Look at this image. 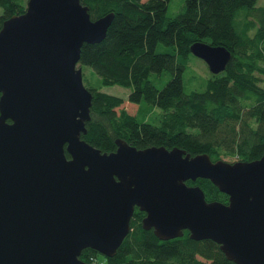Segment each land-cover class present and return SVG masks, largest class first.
<instances>
[{
    "label": "water",
    "instance_id": "water-1",
    "mask_svg": "<svg viewBox=\"0 0 264 264\" xmlns=\"http://www.w3.org/2000/svg\"><path fill=\"white\" fill-rule=\"evenodd\" d=\"M113 16L91 18L80 0H27L0 28V264H88L84 247L111 256L137 206L158 238H210L237 264H264V151L211 159L179 146L106 151L81 137L92 93L78 65ZM209 71L230 51L195 40ZM208 178L228 196L205 198L187 179Z\"/></svg>",
    "mask_w": 264,
    "mask_h": 264
},
{
    "label": "trees",
    "instance_id": "trees-1",
    "mask_svg": "<svg viewBox=\"0 0 264 264\" xmlns=\"http://www.w3.org/2000/svg\"><path fill=\"white\" fill-rule=\"evenodd\" d=\"M21 1L0 0V28L5 18L25 9ZM80 2L91 18L113 12L104 37L80 48L78 64L89 65L99 79L98 85L86 81L92 96L82 138L106 151L115 149V137H122L136 147L179 146L191 154L206 152L211 159L249 160L262 154L264 4L183 0L181 10L168 14V0ZM195 40L221 44L230 57L222 70L209 72L203 87L185 89L183 71ZM113 83L129 88L126 99L100 89ZM186 182L198 184L208 200L227 202V194L208 178ZM143 215L135 206L130 229L113 255L99 259L98 251L84 247L78 257L88 264H237L217 242L191 238L187 229L158 238L141 225Z\"/></svg>",
    "mask_w": 264,
    "mask_h": 264
},
{
    "label": "rangeland",
    "instance_id": "rangeland-1",
    "mask_svg": "<svg viewBox=\"0 0 264 264\" xmlns=\"http://www.w3.org/2000/svg\"><path fill=\"white\" fill-rule=\"evenodd\" d=\"M27 3V0H22ZM21 1V2H22ZM257 4L263 5L264 0H257ZM183 7V0H168L167 13L173 14L181 10ZM2 12V6L0 5V13ZM79 65V64H78ZM81 67V66H80ZM84 72L83 83L86 85V81H89L92 85H98L99 79L98 75L91 69L89 65H84L82 68ZM209 69L205 61L192 54L189 59L188 66L183 71V80L185 89L189 88H200L203 87L204 78L209 75ZM87 78V80H86ZM100 89L109 93H114L123 96L126 99V95L129 92V88L119 85L117 83L113 84H101ZM131 107V106H130ZM129 107V110H130ZM132 108V107H131ZM157 110L158 107H155ZM99 259H102V253L98 252ZM96 257V258H97ZM98 260V259H97ZM97 260L94 259L93 263H96Z\"/></svg>",
    "mask_w": 264,
    "mask_h": 264
}]
</instances>
